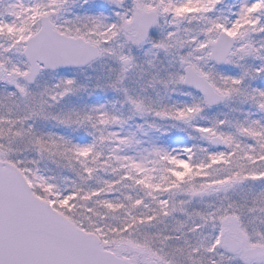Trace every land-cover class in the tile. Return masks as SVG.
<instances>
[{"label":"snow or ice","instance_id":"snow-or-ice-1","mask_svg":"<svg viewBox=\"0 0 264 264\" xmlns=\"http://www.w3.org/2000/svg\"><path fill=\"white\" fill-rule=\"evenodd\" d=\"M0 264H264V0H0Z\"/></svg>","mask_w":264,"mask_h":264}]
</instances>
